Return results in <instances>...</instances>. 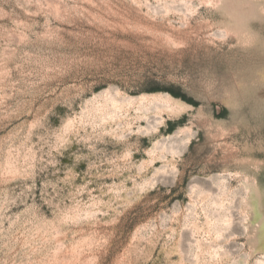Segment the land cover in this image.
Listing matches in <instances>:
<instances>
[{
	"label": "rangeland",
	"instance_id": "rangeland-1",
	"mask_svg": "<svg viewBox=\"0 0 264 264\" xmlns=\"http://www.w3.org/2000/svg\"><path fill=\"white\" fill-rule=\"evenodd\" d=\"M0 264H264V0H0Z\"/></svg>",
	"mask_w": 264,
	"mask_h": 264
},
{
	"label": "bare ground",
	"instance_id": "bare-ground-1",
	"mask_svg": "<svg viewBox=\"0 0 264 264\" xmlns=\"http://www.w3.org/2000/svg\"><path fill=\"white\" fill-rule=\"evenodd\" d=\"M134 99V98H133ZM145 99H147L145 96H140V97H138L137 98V100L138 101H143V100H145ZM146 101V100H145ZM150 102L151 103H163V106H165L167 109H170V110H173V109H175L176 108V106H177V104L175 103L174 104V102H171V100H168L167 102H165L164 100H161L160 98H156V97H151L150 98ZM156 107V106H155ZM177 109H178V107H177ZM181 110V109H180ZM177 111V110H176ZM175 111V112H176ZM174 112V113H175Z\"/></svg>",
	"mask_w": 264,
	"mask_h": 264
}]
</instances>
